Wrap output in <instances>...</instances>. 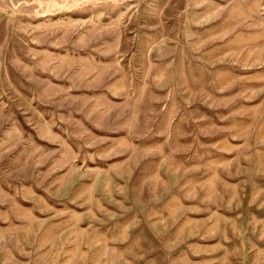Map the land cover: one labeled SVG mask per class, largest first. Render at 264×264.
Here are the masks:
<instances>
[{"label": "rangeland", "instance_id": "1", "mask_svg": "<svg viewBox=\"0 0 264 264\" xmlns=\"http://www.w3.org/2000/svg\"><path fill=\"white\" fill-rule=\"evenodd\" d=\"M0 264H264V0H0Z\"/></svg>", "mask_w": 264, "mask_h": 264}]
</instances>
